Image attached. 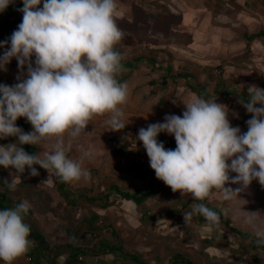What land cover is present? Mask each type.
<instances>
[{
    "label": "crops",
    "instance_id": "obj_1",
    "mask_svg": "<svg viewBox=\"0 0 264 264\" xmlns=\"http://www.w3.org/2000/svg\"><path fill=\"white\" fill-rule=\"evenodd\" d=\"M116 1L122 9L110 7ZM27 8L17 17L25 26L8 47H3L8 28L0 18V96L8 95L12 107V114L0 115V193L12 202L9 214L0 217V264H60L68 245L75 243L67 236L92 239L104 218L100 237L112 236L113 244L151 264H160V259L169 264L177 253L170 250L177 245L174 238H182L194 223L201 224L198 215L191 220L187 214L188 209L196 212L199 186L194 182L199 171L177 159L156 172L162 143L177 139L199 159H219L223 152L251 157L264 149L259 144L264 142V0H78L58 7L44 1ZM69 40L73 45L109 41L127 60L142 56L143 61L121 88L100 94L114 76L113 63L92 52L71 63L49 53L56 41L67 45ZM199 47L215 51L202 53ZM52 55L58 58L51 60ZM202 55L212 56L213 62L200 66ZM190 63L196 64L200 76L185 70L195 68ZM167 67L174 74L183 70L192 74L208 87L213 100L202 102L189 88L192 80L162 85ZM142 71L155 76L148 86L135 79ZM209 106L217 110V120ZM200 108V116L195 115ZM241 114L248 123L240 132L247 131L251 139L237 150L219 149L224 135L228 138L226 133L234 130L228 123ZM31 116L32 124L21 135L23 125L17 123L26 124ZM24 141L36 150H28ZM35 159L57 162L59 167H33ZM202 163L212 180L211 167ZM217 172L220 178L225 175L221 167ZM60 176L66 182L63 190L58 188ZM180 181L192 192L183 197L186 188L183 198L167 200ZM118 191L149 196L137 205ZM17 216L49 242L60 236L62 240L51 248L62 256L50 261L52 253L45 259L40 243L13 227ZM16 233L20 236L14 242ZM78 244L93 247L89 242ZM108 254L111 263L108 255L101 260L96 256L92 264H136L121 253ZM218 255L212 253L214 259Z\"/></svg>",
    "mask_w": 264,
    "mask_h": 264
},
{
    "label": "rangeland",
    "instance_id": "obj_2",
    "mask_svg": "<svg viewBox=\"0 0 264 264\" xmlns=\"http://www.w3.org/2000/svg\"><path fill=\"white\" fill-rule=\"evenodd\" d=\"M136 6L137 5H135V8ZM110 7H112L113 9H122L117 1L114 2L113 6ZM23 10L24 9H22L20 13ZM245 32L246 30H243V33ZM103 35L102 33H100L101 38ZM68 42L70 43L71 40H69ZM159 48L162 49V47ZM163 48L170 49L171 47H163ZM186 48L191 49L192 47H186ZM199 49L202 50V53H206V51L208 52L209 50L215 51L214 47L213 48L199 47ZM48 51L49 53L51 52L52 54L64 56L66 53L69 52L68 43L66 45L64 42L56 41L54 43V46L51 47ZM159 56H160L159 58H162L161 55ZM199 57L203 58V61L198 62L200 66H204V64L207 65L208 63L213 62L212 61L213 57L210 55H206V56L202 55ZM205 60L207 62H205ZM192 65L195 68H186L185 70L188 72H192L196 76H200L201 73L200 71L197 70L198 67H196V64L194 63ZM262 72H264V66ZM153 77H155L153 76V73H145V71H142L137 76L135 75L136 81L140 83L139 85H145V86L149 85V81L153 80ZM263 82H264V78H263ZM194 101H197L196 97L194 98ZM261 104L262 102L257 104L259 113L262 112L263 106ZM208 108L212 118L214 120H217V116H218L217 110L214 108V106H209ZM201 111H202L201 108L195 109L194 111L195 115L200 116ZM259 113H256V116H258ZM242 115L243 114L239 115L234 120V123H228L229 124L228 126L233 128L234 130H232V132L226 133L229 135L228 137L229 139L226 138L227 137L226 135H224L226 141L224 140L222 141L219 149L226 150L227 149L226 147H228L230 148V150L231 149L233 150L236 147L237 150L238 148L237 145L240 146L241 143L249 142V140L251 139V134H249L247 131L242 129L240 132V127L241 126L243 127L244 122L245 124L248 123V121ZM98 116H101V114H99ZM257 122L259 126L261 120L259 121L257 120ZM213 126L216 128L217 123L213 124ZM74 127L76 129L79 128L78 126H74ZM259 128L258 130H260ZM182 139L185 140V137H182ZM259 144L261 146H264V142ZM187 145L189 146L190 143H187ZM260 152L261 154L256 153L253 154L251 157L248 154H244V153H239L235 157L230 155L229 152L226 153L223 152L219 154L221 155L219 159L212 156L211 157L202 156L203 158L202 157L200 158L205 165H209L211 167V172H213L211 185H209L210 193L209 196H207L206 203L210 204L211 208L216 207L219 208L221 212H223V215L226 216L227 219H229L231 222L229 227H233L234 229H237L241 233L247 235V237L248 236L250 237L252 235L254 237L252 241L257 242L258 248L252 249L251 241L249 239L248 241H246L239 234L227 228L226 226L227 223L225 224V221L221 220L216 215L214 217H210L209 220L203 222V224L201 223L202 226L199 223L198 224L194 223L192 229L185 227L187 232L186 231L183 232L182 238L180 236H179L180 238L179 237L174 238V240L177 242V245L175 244L171 246L170 248L171 251L186 254V256L191 260H193L195 264H264V149H262V151ZM218 163H220V165ZM220 167L222 168V170L225 171V175L222 178L218 176V172L216 173V171L220 169ZM194 171L196 172L197 170ZM182 181L176 183L177 185L176 189L171 195L166 196L167 200H170L172 202L174 198L182 197L183 191L187 188L184 185L185 183H183ZM194 184L193 185L195 187H198L197 181L196 183L194 182ZM191 189L190 187H188L187 192L183 194V197H186L188 194H190L192 192ZM162 196L164 195L162 194ZM189 208L193 209V207H189ZM187 214L190 216L189 219L191 220L197 219L198 214H196L194 210L188 209ZM105 220L106 219L104 218L102 219V222H100L99 224L97 223V226L99 227L98 230L101 231V228L105 226V222H106ZM72 221L74 225V219H72ZM53 222L56 223V221ZM100 231H98V233ZM42 232L44 233V231ZM98 233L97 235H95V233L92 234L91 240H87L82 237L77 240L73 239L70 236L67 237H68V241L71 243L75 242L76 244H78L82 242L84 244H87L89 242L92 244V246H94L93 244H97V239L99 238H107L111 241L115 240L113 239L112 236L102 237L104 236L103 235L104 233H102L100 237V234ZM57 234H59V232H57ZM224 236L228 238H225ZM64 238L66 239V237ZM202 239L206 240L207 244L210 246L205 247ZM48 240L51 239L49 238ZM60 240H62L60 236H55L53 238L54 242H51V244L56 245L57 242H59ZM145 240H147L146 237ZM115 242H117V240ZM224 243H227V247L224 246ZM125 246L126 244H124V247ZM126 248L135 249L134 245L132 246L128 245L126 246ZM93 249L97 250L98 247L95 246V248ZM165 249L166 248L164 247L163 254L166 252ZM52 251L53 254L52 257L50 258V261L54 260V256L55 257L62 256L61 254L57 253V251H54V248L52 249ZM216 252L219 253V255L216 257V259H214L212 253H216ZM108 255H110L109 258L111 259L112 254L100 253L99 256H97V260H101L102 257L105 258V256ZM47 256L49 258L50 255ZM91 259L95 260L96 256L94 254L89 253L85 257V259L80 262V264H92ZM111 261L113 260L111 259L110 263ZM165 262L166 261H164L163 259L159 260L160 264H165Z\"/></svg>",
    "mask_w": 264,
    "mask_h": 264
},
{
    "label": "trees",
    "instance_id": "obj_3",
    "mask_svg": "<svg viewBox=\"0 0 264 264\" xmlns=\"http://www.w3.org/2000/svg\"><path fill=\"white\" fill-rule=\"evenodd\" d=\"M46 2V4L49 7H58L63 4H72L74 2H77L78 0H13L11 3H7L5 0H0V4L2 8L0 9V18L3 21L4 25L8 28V32L4 36V42L3 47H8L10 44L11 39L15 36L16 32L24 28L25 24H22L19 19L17 18L20 11L22 9L27 8L33 3L38 2ZM29 27V26H28ZM260 36V35H257ZM261 36H264V32L261 33ZM69 48L71 51L63 56V59L67 63H71L76 57L83 55L86 52H92L95 55H100V58L110 60L114 65V76L111 78L107 85L105 86L104 90L100 92V94H111L113 93L114 87L117 89L121 88L123 83L128 80V75L132 74L136 70L140 68V65L143 61V57H135L131 60H127L125 58V55L123 53V50L119 47H117L115 44L109 41H99L96 43H84V44H76L73 45L71 43H68ZM58 56H50L51 60L57 59ZM168 76L163 78L162 85H165L169 80L172 81H180L182 80H188L193 81V85H189V88L195 92L198 97L202 100V102H208L209 100H213V96L208 92V87L206 85H203L198 82V79L194 77L192 74L180 71L176 74L172 72L171 67H167ZM116 89V90H117ZM261 96H264V83L262 84L261 88ZM99 94V93H98ZM11 100L8 95L4 94L0 96V115L4 116L6 114H12L11 109ZM34 118L31 116L29 117V120L26 124L23 123H17V125H23V130L20 132L21 135L25 134L26 130L29 128V126L32 124ZM24 144H26V148L36 150V148L33 145H30L24 141ZM119 153H123L121 151H118ZM34 157H36V153L34 154ZM156 158L158 160L157 166L155 168L156 172H159L160 170L171 166L175 163L177 159H182L186 161V164L188 168L195 169L199 171V174L197 176V182L199 189L197 191V200L195 204V209L198 214V220L200 223L206 222L209 220L210 217L218 216L221 220L225 221V224L227 228L231 229L233 232L239 234L242 238H244L246 241L248 239L251 241V248L257 249L258 245L256 241H252L254 238L252 235L248 238L247 235L241 233L237 229H234L230 226V220L227 219L226 216L223 215V212L219 208L213 207L211 208V205L207 204V196H209L210 186L211 185V174L210 172L204 167L202 161L197 157L196 152L190 151L186 148L184 143L177 139H168L167 141H164L162 143L161 150L157 153ZM41 165L42 167H48L51 170H56L59 167V164L57 162H51L49 164L41 163V161L34 160L33 167ZM60 180L62 181L58 188L63 190V186L66 183L62 177L60 176ZM112 193L114 192L111 191ZM118 194L128 201H134L137 205H141V203L146 199L149 194L148 193H131L128 191H118ZM12 202L11 200L5 195L0 193V217L9 214V210L11 207ZM20 208V207H19ZM0 219L1 222L3 220ZM16 226L17 228H20L25 233L30 235L31 238L37 240L40 243V246L43 250L45 259L48 258L45 255H50L53 253L51 248V242L48 241V239L38 230L33 229L29 225H27L19 216L14 217L13 227ZM15 231V229H14ZM20 234L16 233L14 235V238H11L14 242L18 239ZM10 237V235L7 234L6 239ZM91 240V239H88ZM0 243H3V240L0 239ZM95 246L98 247V249H93ZM90 247L89 244L82 245V244H70L68 245L69 250L67 252L66 258L63 259L62 263L60 264H80V262L85 259L87 254H94L95 256H99L100 253H121L122 255L128 257L131 259V261L135 262L136 264H151L147 262L143 256L139 254H135L133 252L126 253V251L123 250L122 246H117L116 244H113L112 241L107 240L106 238H99L97 239V244ZM59 257H57L58 259ZM82 258V260H80ZM50 260V258H49ZM169 264H195L193 260L188 258L183 253H175L171 259L169 260Z\"/></svg>",
    "mask_w": 264,
    "mask_h": 264
},
{
    "label": "built area",
    "instance_id": "obj_4",
    "mask_svg": "<svg viewBox=\"0 0 264 264\" xmlns=\"http://www.w3.org/2000/svg\"><path fill=\"white\" fill-rule=\"evenodd\" d=\"M80 260H82V258H80Z\"/></svg>",
    "mask_w": 264,
    "mask_h": 264
}]
</instances>
